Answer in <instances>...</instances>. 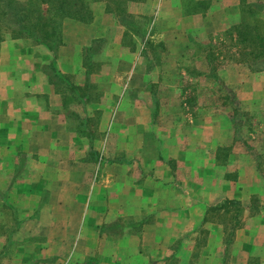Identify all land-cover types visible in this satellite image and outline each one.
<instances>
[{
	"label": "crops",
	"instance_id": "1",
	"mask_svg": "<svg viewBox=\"0 0 264 264\" xmlns=\"http://www.w3.org/2000/svg\"><path fill=\"white\" fill-rule=\"evenodd\" d=\"M192 1L188 10L186 0L156 3V20L163 21L158 36L170 53L192 44L188 33L226 30L235 22L238 0H208L206 12L202 0ZM145 2H126L128 13L141 15ZM106 4L90 2L89 23L64 19L53 51L24 38L0 42V264H87L90 257L97 264H163L180 237L199 226L207 230L200 254L211 263L225 238L221 225L204 217L206 208L255 192L254 159L238 157L229 178L215 154L238 145L231 122L237 112L198 107L188 113L175 103L173 87L166 94L148 89L154 82L175 84L174 66L153 78L136 51L132 61L111 53L98 69H86L82 50L94 40L120 55L125 50L123 24ZM49 63L56 74L45 69ZM191 63L201 74L211 64L204 54ZM244 71L234 76L235 85L250 81L246 95L264 97V70ZM93 88L98 100L91 99ZM158 96L172 104L159 106ZM82 102L99 111L89 139L77 126ZM23 159L34 171L16 179ZM262 239L264 216L257 213L233 230L230 264L257 257L264 264Z\"/></svg>",
	"mask_w": 264,
	"mask_h": 264
},
{
	"label": "rangeland",
	"instance_id": "2",
	"mask_svg": "<svg viewBox=\"0 0 264 264\" xmlns=\"http://www.w3.org/2000/svg\"><path fill=\"white\" fill-rule=\"evenodd\" d=\"M128 1L135 0H107L106 4V8L113 11L112 13L116 20L123 24V32L120 38V45L125 48L123 54L120 55L117 52L118 49H104L101 44L102 39L94 40V42L82 50L86 69H98L101 64L100 60L102 61V58L105 59L106 55L111 53L116 56L114 58H117V60L121 58L125 60L131 59L132 61L133 56L137 57V54H134L137 51L139 52L138 60L141 61L143 65L148 66L146 70L154 69L153 78L158 75L159 71L164 73L165 70L170 69V66L175 67V69H171L175 76V84L154 82V84L152 83L148 86L149 90L166 94L169 89L173 87L177 94V97L174 98L175 103L177 106L188 111V113H197L196 109L198 107L208 108L211 113L224 112V110L233 111L234 113L237 112L234 116L232 115L231 122H233L234 125V138L237 140L238 145L234 146V144H231L230 146L218 147L215 154L221 170L224 168L229 170L228 173L225 174V176L229 178H232L234 175L237 166L235 160L238 159V157L249 158L251 160L254 159L255 161V171L258 177L257 181H252L255 192L247 199L242 200V202L239 201L242 205V211L238 217L240 226H247L250 223V216L257 213L264 216V205H262V203H264V97H250V93L247 96L246 94L252 89L250 87V81H246V83L242 85H235L234 76L240 75L239 71L242 70L243 74H246L244 73L245 69L247 72L245 60H248V64L252 65L258 64L261 62V58H264V0H238V13L236 14L235 22L230 25L233 26L237 23H240L237 25H242V23H246L250 26L253 25L256 28H260V31L263 32V38H257L258 44L256 48L262 49V53L257 61H252L249 55L244 58V55L238 51V48L251 46L252 43L246 40L241 44L237 36L233 34H231V36L224 34L225 29L212 33H204L202 29H199V32H195L194 34L188 33V37L192 40V44L188 43L186 45L187 49L182 52L170 53L166 50L164 41L158 36V27L163 22L156 20V3L158 0H146L145 7H143L144 12L139 16L128 13L129 8L126 5ZM186 1L188 4L185 3L184 10H188L189 6L193 3L192 0ZM202 1L203 2L200 3V5H202L201 10L206 12L210 6L209 1ZM248 4H254V6H248ZM219 6L220 5L217 4V6L214 7L217 9ZM7 37V35H4V39ZM27 41L32 43L28 39ZM202 54L205 55L211 64H209L207 72L201 74L192 69L191 62ZM231 64L232 66L230 67H224L225 65ZM235 64H237V66L234 67L233 65ZM45 69L50 74H56V68L52 63H49ZM135 69L136 75L141 73L138 71V66H136ZM181 71H183V73ZM218 71L222 72L221 77L218 75ZM158 76H160V73ZM261 79L262 78L259 77L260 81ZM228 81H232V83H226ZM62 87L63 86H61V88ZM131 88L138 90V87ZM86 90L87 88H79L76 91L77 93H83L84 91L86 92ZM238 91H242V98L237 97L238 95L236 96ZM92 92L93 95L91 99L98 100L100 91L96 88L94 91L93 88ZM133 93L134 92H132V95ZM156 102L161 107L172 104L171 100L165 96H158ZM78 106V113H75L78 121L77 126L84 132L88 139L90 137L92 138L95 132L94 128L96 130V123L99 120V111L92 109V107L88 106L85 102L78 104ZM240 112H242L241 115H239ZM30 166V163L23 159L16 168V170L20 172V175L15 176L16 179H23L21 176L23 177L28 170L34 171ZM92 177H95L93 173ZM26 183L27 180H24L20 185L26 186ZM216 200L218 203V199ZM253 202L259 206L256 212L251 211L252 207L250 206ZM18 214L20 215L19 211ZM20 217L22 218L21 215ZM205 218L206 220L219 223L222 227L225 241L224 244L222 243L218 248L219 257L211 261V263H207L203 260L200 254L202 251H200V249L206 241L207 230L199 226L193 232L184 233L180 237L179 242H177L176 246L173 248L174 251L163 259V264H230L229 257L235 252L236 248L231 240L233 232L225 228L230 226L233 219L224 218L222 221L221 218L217 217L214 211L207 212ZM222 222L223 224H227L225 228ZM106 227L107 226L102 228V232L106 233ZM5 229L7 230V228ZM258 244L264 249V239L258 241ZM174 254H176L175 257ZM90 258L92 259L88 261L87 264H97L95 257ZM249 262L250 264H260L262 260L257 257L248 259V264Z\"/></svg>",
	"mask_w": 264,
	"mask_h": 264
},
{
	"label": "trees",
	"instance_id": "3",
	"mask_svg": "<svg viewBox=\"0 0 264 264\" xmlns=\"http://www.w3.org/2000/svg\"><path fill=\"white\" fill-rule=\"evenodd\" d=\"M91 1L94 0H0V42L4 39V35H7L12 39H28L34 44L44 45L53 51L60 44V28L64 19L82 23L91 21ZM248 6H254V4H248ZM107 9L109 10V8ZM237 24L226 29L224 34L237 36L241 44L246 40L250 41L251 46L243 45L245 47L238 48V51L244 55V58L249 55L252 61H257L262 53V49L256 48L257 38L262 39L263 32L253 25ZM261 59V62L252 65L248 64V60H245L247 69L251 72L264 69V58ZM250 207H252V209L250 208L252 212L259 209V206L254 202ZM210 211H214L222 221L224 218L233 219L230 226L226 228L227 224L225 223V229L233 232L235 228L240 227L238 217L242 211V205L238 200L223 198L218 203L206 208V214Z\"/></svg>",
	"mask_w": 264,
	"mask_h": 264
}]
</instances>
